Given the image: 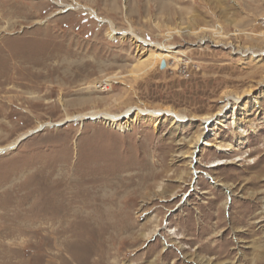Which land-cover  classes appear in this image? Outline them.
I'll return each mask as SVG.
<instances>
[{"label": "rangeland", "instance_id": "obj_1", "mask_svg": "<svg viewBox=\"0 0 264 264\" xmlns=\"http://www.w3.org/2000/svg\"><path fill=\"white\" fill-rule=\"evenodd\" d=\"M227 42L264 46V0H0V146L44 124L0 154V264H264V55ZM128 107L196 117H77Z\"/></svg>", "mask_w": 264, "mask_h": 264}, {"label": "bare ground", "instance_id": "obj_2", "mask_svg": "<svg viewBox=\"0 0 264 264\" xmlns=\"http://www.w3.org/2000/svg\"><path fill=\"white\" fill-rule=\"evenodd\" d=\"M80 6L82 7V5L76 4L75 8H78ZM68 7H70V5H68ZM87 9H89V11L91 13L95 14V12L91 8L87 7ZM95 16H96V14H95ZM105 21L108 23L109 30H110V32L112 34H119L121 37L130 36L135 41L141 43L143 46L144 45L145 46H153V47H155V49H157L159 51H167V50L170 49V47L168 45H161V44H158V43H152V42H149V41L145 40L144 38H141L140 36H138L133 31L132 27L128 28V29L117 30L113 26V24H112V22L110 20H105ZM205 41H208L207 37L202 35L198 39V42H199L198 44H202ZM212 43L214 44V42H212ZM217 44H218V42H216V45ZM225 45L228 48H230L231 51H234V52L240 54L243 57L253 58V59L256 58L255 60H259L260 57L264 55V46L261 47V48H258L257 50H254L252 47H249V46L241 47V46H237V45L233 44L232 42H227V43L224 44V46ZM263 81H264V76L262 77L261 83H263ZM240 97H241V95H238V94H232V93L226 94L224 96V98H225L224 105H222L221 109L215 115H213V114L212 115H209V114L208 115H203L199 119L200 120L201 130L197 134V136L194 138V141H193V144H192V147H193L194 150L190 151V154H189V158H190L189 163H188V165H189L188 166L189 178H192V176H194L198 172L196 167H195V165L193 164V162L196 161L194 153L196 152V146L198 145V142L199 141H204V145H208V146L212 145L210 142H208V141H206L204 139V134H205L204 132L205 131H210V128L208 127V124H209L210 120L211 119H216L215 120L216 124H220V126L224 127V121L219 120V118H217V115H218V117H223L222 116V113H223L222 109H224L226 106H228L230 104V100H233L231 102V105L234 106L235 104H237L238 99H240ZM72 117L73 116H66L65 119L60 121V122H58V124H61L63 122H67V121L71 120ZM77 117L80 118V119L88 118V119H92V120L102 119V120H105V122L108 123V125H110V126H113V125L115 126L116 124L122 122L123 119H125V121H128V120L137 121V119H142V120L146 121V120L156 119L155 122H157V121L159 122L161 120V118L162 119H164V118L167 119L168 118L170 120V122L172 123V125L179 126L183 122H185L186 119H188L187 118L188 116H186L184 113H180L178 111H175V110H173L171 108H166V107H164V108H154V109H147V108H140V107H135V108L134 107H128L126 110H124V112L118 113V114H110L108 112H95V111H92V112H89V113H86V114H79V116H77ZM195 117L196 116L192 115L190 117V119H188V120H192ZM125 121H123V122H125ZM229 123L233 124V128H234L233 131L234 132L236 131V133H238V135L243 136V131L241 130V125L238 123L237 118L233 119V121L231 120ZM43 125L42 124H38V126L33 131L40 130L43 127ZM47 125H50V123H47ZM33 131L30 130L29 132L20 135L18 138L14 139L12 142H10V143H8L6 145L0 146V154L5 152V151H7V150H9V149H12L20 141V139L22 140V138H24L25 136L29 135ZM217 149L224 153V152L229 151L230 147H227V145L226 146L218 145ZM219 160H221V159H219ZM213 161H212V163H213ZM214 165L215 164L209 165L208 167H212ZM156 230H157V228L154 229V231H156Z\"/></svg>", "mask_w": 264, "mask_h": 264}, {"label": "water", "instance_id": "obj_3", "mask_svg": "<svg viewBox=\"0 0 264 264\" xmlns=\"http://www.w3.org/2000/svg\"><path fill=\"white\" fill-rule=\"evenodd\" d=\"M166 66V63L164 60H161L160 63H159V68L160 69H163L164 67ZM23 139V138H22ZM21 140V139H20Z\"/></svg>", "mask_w": 264, "mask_h": 264}]
</instances>
